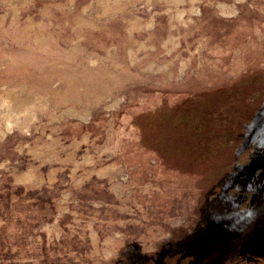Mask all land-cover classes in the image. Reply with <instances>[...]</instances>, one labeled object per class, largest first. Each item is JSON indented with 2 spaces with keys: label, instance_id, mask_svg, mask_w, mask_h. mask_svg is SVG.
Masks as SVG:
<instances>
[{
  "label": "rangeland",
  "instance_id": "1",
  "mask_svg": "<svg viewBox=\"0 0 264 264\" xmlns=\"http://www.w3.org/2000/svg\"><path fill=\"white\" fill-rule=\"evenodd\" d=\"M0 264H264V0H0Z\"/></svg>",
  "mask_w": 264,
  "mask_h": 264
},
{
  "label": "bare ground",
  "instance_id": "2",
  "mask_svg": "<svg viewBox=\"0 0 264 264\" xmlns=\"http://www.w3.org/2000/svg\"><path fill=\"white\" fill-rule=\"evenodd\" d=\"M153 25V24H152Z\"/></svg>",
  "mask_w": 264,
  "mask_h": 264
}]
</instances>
